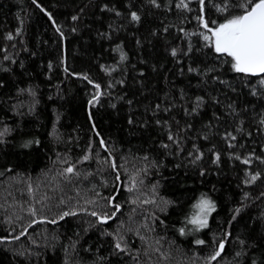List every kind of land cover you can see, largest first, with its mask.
<instances>
[{
    "label": "trees",
    "instance_id": "16d2710c",
    "mask_svg": "<svg viewBox=\"0 0 264 264\" xmlns=\"http://www.w3.org/2000/svg\"><path fill=\"white\" fill-rule=\"evenodd\" d=\"M184 3L0 0V264H264V77Z\"/></svg>",
    "mask_w": 264,
    "mask_h": 264
},
{
    "label": "snow or ice",
    "instance_id": "6c2138e0",
    "mask_svg": "<svg viewBox=\"0 0 264 264\" xmlns=\"http://www.w3.org/2000/svg\"><path fill=\"white\" fill-rule=\"evenodd\" d=\"M153 4L156 0H151ZM201 5L205 4V0H200ZM159 6V5H157ZM187 7L184 0H180V4L177 7ZM218 12L224 14V19L221 22L216 20L207 21L202 20L203 27L207 30L208 34H201L204 41L208 43V46L212 47L213 50L221 56L229 57L225 63L231 65L232 70L236 73L247 74L253 77H264V0H220V3L215 5ZM133 20H139L140 17L133 12ZM76 19V17H73ZM214 25V27L210 26ZM59 31V29H57ZM11 39V36H9ZM172 54L175 56L176 51L173 50ZM125 57L122 55L121 59ZM67 71V69H65ZM190 71L192 69H189ZM87 79V77H85ZM91 83V81H90ZM260 85L264 86V78L260 79ZM99 88V85H96ZM256 93L253 92V95ZM201 97H197V101H201ZM198 106V105H197ZM159 107V105L157 106ZM264 123V121H261ZM9 129L5 128L4 132H0V136L7 133ZM231 135V134H229ZM169 140H174L172 135L168 136ZM235 139V136H232ZM103 143V141H101ZM231 146V145H230ZM168 147V145H164ZM191 155V154H190ZM200 156H196L199 159ZM87 159V157H85ZM145 159H147L145 157ZM219 156H217V160ZM239 159V157H237ZM243 163L248 164L249 160H244ZM67 173L74 171L73 167L65 169ZM260 176V173H256L251 176L250 182H255ZM247 182V181H246ZM247 195V194H246ZM264 195V193H262ZM115 199L114 197L110 198ZM116 211H119V205H116ZM194 207L197 209L195 215L191 218L189 223L197 225L198 228L207 227L208 216L215 211V204L210 199L201 197ZM239 212V209H237ZM75 213L65 212L63 216L74 215ZM91 215L97 216L96 212H92ZM115 212L112 213V216ZM63 216L61 219H63ZM101 222H107L111 219V216L105 214L99 217ZM54 222V221H53ZM183 232V229H181ZM18 239V237H16ZM199 244H203V240L197 241ZM243 244L244 241H241ZM117 249L121 248L119 242L116 243ZM225 245L221 242L218 246V250L211 256L212 260H216L224 251ZM241 255V253H237Z\"/></svg>",
    "mask_w": 264,
    "mask_h": 264
},
{
    "label": "water",
    "instance_id": "95a60500",
    "mask_svg": "<svg viewBox=\"0 0 264 264\" xmlns=\"http://www.w3.org/2000/svg\"><path fill=\"white\" fill-rule=\"evenodd\" d=\"M248 76H249V75H248ZM250 77H253V76H250ZM257 77H259V76H257ZM97 221H98L99 224L104 225V224H106L107 222H109L110 219H108L107 222H101L100 219L97 218Z\"/></svg>",
    "mask_w": 264,
    "mask_h": 264
}]
</instances>
